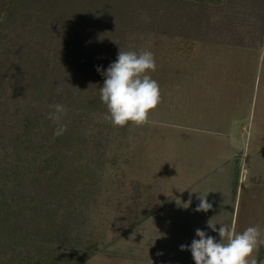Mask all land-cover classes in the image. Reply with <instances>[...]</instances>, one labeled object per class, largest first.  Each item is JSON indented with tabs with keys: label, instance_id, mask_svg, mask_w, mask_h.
Segmentation results:
<instances>
[{
	"label": "rangeland",
	"instance_id": "1",
	"mask_svg": "<svg viewBox=\"0 0 264 264\" xmlns=\"http://www.w3.org/2000/svg\"><path fill=\"white\" fill-rule=\"evenodd\" d=\"M207 14L191 55L167 34L135 35L121 48L153 53L148 74L160 100L139 126L107 119L89 154L102 165L98 197L74 223L76 238L98 246L84 264H194L179 246L197 228L219 238L208 222L258 226L264 240V0H231ZM200 196L207 212L195 211ZM129 208L148 218L123 235ZM250 258L264 264V243Z\"/></svg>",
	"mask_w": 264,
	"mask_h": 264
},
{
	"label": "trees",
	"instance_id": "2",
	"mask_svg": "<svg viewBox=\"0 0 264 264\" xmlns=\"http://www.w3.org/2000/svg\"><path fill=\"white\" fill-rule=\"evenodd\" d=\"M229 1L0 0V264H84L95 256L97 244L73 233L77 213L100 192L102 164L90 152L108 118L96 68L146 33L167 34L191 55L193 30ZM56 103L67 109L59 136L48 115ZM137 208L122 218L123 235L148 218Z\"/></svg>",
	"mask_w": 264,
	"mask_h": 264
},
{
	"label": "clouds",
	"instance_id": "3",
	"mask_svg": "<svg viewBox=\"0 0 264 264\" xmlns=\"http://www.w3.org/2000/svg\"><path fill=\"white\" fill-rule=\"evenodd\" d=\"M156 62L151 51H121L106 69L98 66L96 71L104 77L99 88L100 100L106 105L107 118L113 126L123 127L129 122L139 126L146 122L148 113L160 100L159 85L151 78ZM49 118L57 122L54 135H62L66 125L60 119L67 109L56 103L50 106ZM212 208L206 196H200L195 211L207 212ZM208 227L218 233V237L209 235L197 228L190 244H181L180 250L190 251L194 264H256L250 258L261 240V229L250 226L242 232L230 226H219L208 222ZM226 241V242H225Z\"/></svg>",
	"mask_w": 264,
	"mask_h": 264
}]
</instances>
